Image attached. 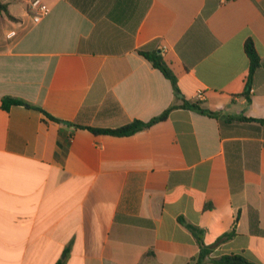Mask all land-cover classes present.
<instances>
[{"label": "crops", "instance_id": "crops-1", "mask_svg": "<svg viewBox=\"0 0 264 264\" xmlns=\"http://www.w3.org/2000/svg\"><path fill=\"white\" fill-rule=\"evenodd\" d=\"M0 1V264H264V0Z\"/></svg>", "mask_w": 264, "mask_h": 264}, {"label": "trees", "instance_id": "trees-1", "mask_svg": "<svg viewBox=\"0 0 264 264\" xmlns=\"http://www.w3.org/2000/svg\"><path fill=\"white\" fill-rule=\"evenodd\" d=\"M0 12L5 13L8 17H10L7 13V6L6 4L2 3L0 1ZM12 18V17H11ZM139 53L145 57L153 67L159 69L163 75L168 78L173 87L176 88V80L175 76L172 74V72L167 68L165 63L163 62L160 54L158 51H152V52H145V51H139ZM245 53L249 59V70H248V77L244 88V96L246 97L247 101H249V90L251 88L250 81L252 78V75L256 71V69L259 67L260 59L259 56L255 50V46L252 40H248L245 44ZM2 107L5 109H8L10 106H26L33 108L39 112H41L45 117L48 119L60 122L58 119L52 117L48 113H46L44 110H42L40 107L33 106L29 104L28 102L24 101L20 98H14V97H4L1 100ZM174 106L170 107L166 111H164L159 116L151 119L148 122H142L139 120H135L125 126L115 128V129H98V128H91V127H85L86 129L90 130L93 133L97 134H107L112 136H128L131 135L143 128H147L157 122L164 121L167 118L169 110H171ZM208 115H212L211 113H207ZM239 120L243 121H258L263 122L264 119H247V118H240ZM188 229L195 233L197 232V229L188 225ZM200 232V231H198ZM234 235L233 229L232 231L223 234L222 236L218 237L216 241L211 245H206L203 243L201 238H197L198 245H199V253L197 256L192 260L193 264H206L207 260L210 261L212 264H255L253 262H250L245 257L241 255H232V254H224V255H218L216 257H210V254L214 248H216L219 244L229 240ZM55 264H64L63 260H58Z\"/></svg>", "mask_w": 264, "mask_h": 264}, {"label": "built area", "instance_id": "built-area-1", "mask_svg": "<svg viewBox=\"0 0 264 264\" xmlns=\"http://www.w3.org/2000/svg\"><path fill=\"white\" fill-rule=\"evenodd\" d=\"M27 2V11L34 23L40 22L48 13L49 7L43 0H25ZM251 91V90H250ZM204 91L197 90L195 99L202 100Z\"/></svg>", "mask_w": 264, "mask_h": 264}, {"label": "water", "instance_id": "water-1", "mask_svg": "<svg viewBox=\"0 0 264 264\" xmlns=\"http://www.w3.org/2000/svg\"><path fill=\"white\" fill-rule=\"evenodd\" d=\"M63 123H64V124H67V125L69 124L68 122H63Z\"/></svg>", "mask_w": 264, "mask_h": 264}]
</instances>
